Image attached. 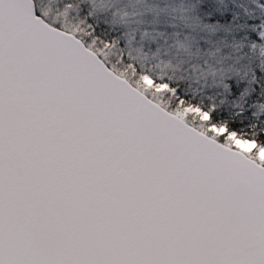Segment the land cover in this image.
<instances>
[{
  "label": "snow or ice",
  "instance_id": "snow-or-ice-1",
  "mask_svg": "<svg viewBox=\"0 0 264 264\" xmlns=\"http://www.w3.org/2000/svg\"><path fill=\"white\" fill-rule=\"evenodd\" d=\"M0 264H264V0H0Z\"/></svg>",
  "mask_w": 264,
  "mask_h": 264
}]
</instances>
